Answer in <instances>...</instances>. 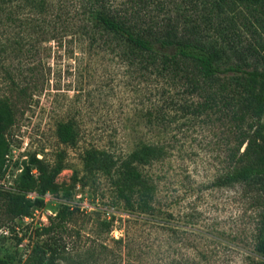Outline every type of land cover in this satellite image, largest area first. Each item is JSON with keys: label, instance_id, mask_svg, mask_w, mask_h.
Segmentation results:
<instances>
[{"label": "rangeland", "instance_id": "rangeland-1", "mask_svg": "<svg viewBox=\"0 0 264 264\" xmlns=\"http://www.w3.org/2000/svg\"><path fill=\"white\" fill-rule=\"evenodd\" d=\"M120 1L109 0L107 12L125 8ZM141 1L158 26L168 18L178 35L226 61L240 55L264 68V0ZM45 3L0 0V100L12 118L0 254L16 264L41 243L56 249L60 264H261L258 184L216 180L243 164L240 153L264 116L242 111L229 76L203 79L190 61L164 64L79 15L77 0ZM64 122L74 131L70 143L56 135ZM143 145L158 154L136 164L147 184L128 204L111 178ZM100 151L114 161L111 176L84 166L87 152ZM32 156L60 163L59 187L25 220L7 203L10 181Z\"/></svg>", "mask_w": 264, "mask_h": 264}, {"label": "trees", "instance_id": "trees-1", "mask_svg": "<svg viewBox=\"0 0 264 264\" xmlns=\"http://www.w3.org/2000/svg\"><path fill=\"white\" fill-rule=\"evenodd\" d=\"M45 1L32 0L39 8L46 6ZM77 1V7L81 12L79 15H88L89 19L101 29L164 64L173 65L178 61H190L203 79H214L219 75L229 76L233 89L239 95L242 111L254 117L264 116V68L259 66L257 60L251 61L239 55L235 61H226L215 47L186 37L184 39L183 36L178 35L176 26L169 24L168 18L163 26H158L152 14L139 10L141 0H122L119 6L123 5L125 8H115L110 12H107V8L110 7L109 0ZM141 2L144 4L145 0ZM126 7L129 9L127 10ZM5 17L9 19L8 16ZM11 120L8 104L0 100V176L8 150L4 132ZM262 130L264 124H258L253 136L247 139L240 153L243 164L218 177L216 184L225 186L248 181L258 184L261 191V205L257 217L254 249L262 256L261 264H264V133ZM56 135L60 142L70 143L74 138V131L69 123H59L56 127ZM156 150L153 146L143 145L130 152L116 167L111 182L126 203L130 204L131 194L134 191L138 194L142 193L147 184L136 164L148 162L158 154ZM84 166L89 171L94 169L111 176L114 161L104 151L87 152ZM60 167L59 162L49 167L32 156L10 181L15 194L10 196L7 211L13 217L29 216L31 210L42 203L45 193L55 194L58 190L59 185L54 178ZM29 193H34V196L30 198ZM64 193L67 194L66 191ZM138 200L144 201L141 196ZM56 256L57 251L53 247L45 248L41 243H33L22 259H16L18 261L16 264H60ZM12 262V257L0 254V264H12Z\"/></svg>", "mask_w": 264, "mask_h": 264}, {"label": "built area", "instance_id": "built-area-1", "mask_svg": "<svg viewBox=\"0 0 264 264\" xmlns=\"http://www.w3.org/2000/svg\"><path fill=\"white\" fill-rule=\"evenodd\" d=\"M28 196L30 197V198H32L33 196H34V193H29L28 194ZM33 214V213H32ZM23 219H25V220H27V219H32V216L31 215H29V216H23ZM27 251H28V249H27ZM24 257V256H23Z\"/></svg>", "mask_w": 264, "mask_h": 264}]
</instances>
